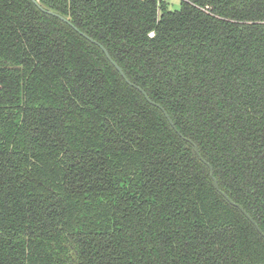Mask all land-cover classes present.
Wrapping results in <instances>:
<instances>
[{"label": "trees", "instance_id": "obj_1", "mask_svg": "<svg viewBox=\"0 0 264 264\" xmlns=\"http://www.w3.org/2000/svg\"><path fill=\"white\" fill-rule=\"evenodd\" d=\"M37 1L0 0V264H264L222 194L264 233V0Z\"/></svg>", "mask_w": 264, "mask_h": 264}, {"label": "water", "instance_id": "obj_2", "mask_svg": "<svg viewBox=\"0 0 264 264\" xmlns=\"http://www.w3.org/2000/svg\"><path fill=\"white\" fill-rule=\"evenodd\" d=\"M40 9H42V10H44L42 7H41V5L39 4V2L37 1V0H32ZM45 11V10H44ZM47 13H49V14H51V15H54V16H56V17H58V18H60V19H62V20H64L65 22H67V23H69V24H71L67 19H65L64 17H62V16H60V15H58V14H56V13H53V12H48V11H46ZM77 31H79L78 29H76ZM83 34V33H82ZM84 35V34H83ZM85 37H87L91 42H93V43H95V44H97L104 52H105V54H106V56H107V58L109 59V61L116 67V69L119 71V73L123 76V78L131 85L132 83L128 80V78H127V76H126V74L124 73V71L122 70V68L112 59V57H111V55L109 54V52L106 50V48L104 47V46H102L101 44H99L98 42H96V41H94L92 38H89L88 36H86V35H84ZM140 90H141V92L146 96V98H147V100L149 101V102H151L152 104H154V105H157V104H155L154 102H152L151 101V99L148 97V95L145 93V91L144 90H142L141 88H139ZM158 107H160L161 108V110H163V112L165 113V115H166V117H167V119L170 121V123H171V125L172 126H174V124H173V122H172V120L170 119V116L168 115V113L165 111V109L164 108H162L161 106H159V105H157ZM196 152H197V154L199 155V156H201L200 155V152H199V150H198V148L196 147ZM204 161V160H203ZM205 162V161H204ZM209 167H210V169H211V176H212V178H213V180H214V182H215V186H216V189L220 192V193H222L221 192V190L219 189V184H218V181L216 180V178L214 177V172H213V168L211 167V165L210 164H208L207 162H205ZM223 194V196L233 205V206H235V207H237V208H239L243 213H244V215L253 223V225L257 228V230H258V232L262 235V236H264V233H263V231L261 230V228L259 227V225L243 210V208L240 206V205H238V204H236V203H234L226 194H224V193H222Z\"/></svg>", "mask_w": 264, "mask_h": 264}, {"label": "rangeland", "instance_id": "obj_3", "mask_svg": "<svg viewBox=\"0 0 264 264\" xmlns=\"http://www.w3.org/2000/svg\"><path fill=\"white\" fill-rule=\"evenodd\" d=\"M169 3L171 10H178L181 6V0H165Z\"/></svg>", "mask_w": 264, "mask_h": 264}, {"label": "built area", "instance_id": "obj_4", "mask_svg": "<svg viewBox=\"0 0 264 264\" xmlns=\"http://www.w3.org/2000/svg\"><path fill=\"white\" fill-rule=\"evenodd\" d=\"M159 1H165V0H159Z\"/></svg>", "mask_w": 264, "mask_h": 264}]
</instances>
